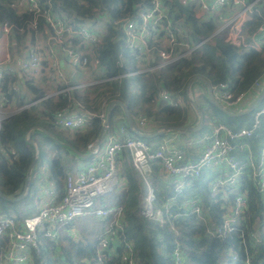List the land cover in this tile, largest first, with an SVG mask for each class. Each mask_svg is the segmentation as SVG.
<instances>
[{
  "label": "built area",
  "instance_id": "obj_1",
  "mask_svg": "<svg viewBox=\"0 0 264 264\" xmlns=\"http://www.w3.org/2000/svg\"><path fill=\"white\" fill-rule=\"evenodd\" d=\"M167 1L174 0H149L147 5L137 7L132 17L113 20L115 27L122 32L124 47L138 64L135 70L127 68L123 76L157 74L182 58H190L192 52L201 46L217 41L252 49L264 55V0H176L181 6L190 7L192 15L205 23V31L197 41L192 40L191 30L183 26L181 19L173 20L169 9L172 5ZM18 4L34 14L31 28H37L36 17L41 15L49 29L43 37L46 40L43 47L37 41L40 35H36L34 41H28L23 56L14 58L6 53L0 58V83L1 80L4 82L6 76L16 77L8 87L15 94L11 100H6L0 89V128L6 118L22 109L59 95L73 98V92L99 82L92 78L79 82L73 80L80 70L86 72L89 65L97 67L98 59L91 48L101 40L102 33L99 32L105 28L104 20H93L94 23L88 20L74 25L54 12L50 1L42 5L40 0H16L17 7ZM256 18L259 19L258 23L252 28L251 23ZM60 57L64 58L68 69L62 65ZM44 72L50 73L48 76L56 83V87L44 92L41 97L31 96L29 91H25L24 83L29 80L35 86L42 87L37 83L44 79ZM21 87L25 99L19 103ZM211 87L215 101L219 104L237 110L251 108L253 114L250 124L231 128L222 123H212L211 134L205 138V146L195 158H189L183 142L174 136L162 139L155 148H151L149 143L134 133V129L147 124V118L140 117L132 128L122 107L114 104L118 106V113L112 118V128L109 120L106 121V113L100 115L104 131L99 139L88 146L87 161L83 166L66 173L64 193L60 198L45 188L43 191L49 199L34 213L17 218L0 213V237L7 240L0 254V264H31L32 253L39 252L42 237L56 239L62 227L89 213L101 221L111 217L98 244V261L95 264H102L108 257L107 249L117 241L123 228V209L121 205H101L97 208L95 205L99 198L119 190L123 184L125 186L118 166V158L122 154L137 172L138 179L145 184L140 205L143 217L162 222L174 204V199L170 197L163 208L154 207V188L148 178L153 164H160L168 175L179 181L177 191L181 190L184 183L203 173L211 176L210 188L213 191L225 185L231 186L234 200L229 207L224 206L228 207V211L219 225L209 229L211 235L224 237L240 229L243 224L248 196L238 189L245 173L264 209V70L246 90L236 92L227 82ZM159 98L171 106L180 101L164 88L160 90ZM73 102V106L65 108L54 119L58 128L71 133L89 126L95 117L82 100L73 99ZM180 208L183 211L176 214L201 213L197 197L184 200ZM243 243L246 251L241 264H251L244 239ZM248 244L254 252L264 245V210L248 234ZM125 247L128 264H134L132 246L127 243ZM172 260L173 264H184V256L178 245L172 250ZM236 260L237 255L232 253L229 258L223 259L222 264L234 263Z\"/></svg>",
  "mask_w": 264,
  "mask_h": 264
},
{
  "label": "trees",
  "instance_id": "obj_2",
  "mask_svg": "<svg viewBox=\"0 0 264 264\" xmlns=\"http://www.w3.org/2000/svg\"><path fill=\"white\" fill-rule=\"evenodd\" d=\"M15 1L0 0V25L9 26V51L19 55L24 52L27 41H34L36 35L45 37L49 28L41 15L36 17L37 28H31L30 23L34 19V14L30 10L18 9ZM48 1L54 12L74 25L88 20L94 23L93 20L98 19L104 20L106 25L104 30L98 31L102 33L101 40L91 48L98 59L97 67L91 65L87 67L91 78L99 82L85 89L83 95L73 92V98L59 95L44 99L12 114L1 124L0 191L5 196L16 197L21 193L25 186L27 170L36 155L35 143L39 149L38 158L30 171V187L23 198L25 203L33 202L39 189L37 167L42 163V151L45 147H49L53 152L48 157L51 174L49 177L54 179L59 198L63 195L66 176L64 154L68 152L73 156L75 154L61 142L69 143L78 152L85 154L88 146L102 133L103 122L100 115H105L106 107L111 101L123 102L132 118L146 117L147 122L155 127L182 126L186 123L187 108L171 106L160 100L159 93L162 88L171 95H181L186 100L185 87L188 80L200 75L211 86L227 82L234 91L239 92L248 89L264 70V55L252 49L217 41L201 46L192 52L190 58H182L161 69L157 74L123 76L127 65L129 67L134 65V61L130 62L134 59L124 47L122 32L115 27L113 20L132 17L136 8L147 5L149 0H40L42 5ZM167 2L172 5L169 9L173 14V20L181 19L184 22L183 26L186 25L191 30L193 41L200 39L199 35L206 28L205 23L192 15L190 7H183L176 0ZM258 20V18L253 20L252 28ZM15 80V76H6L3 83L1 80L0 89L6 100H11L15 96L8 88ZM195 86L200 89L198 96L203 101L202 104H198L202 115L205 116L207 108L211 107L214 110L212 123H224L231 128L242 125L246 114L240 117L226 114L209 100L203 82L194 79L191 87ZM24 89L34 97L44 95V91L30 81L24 83ZM73 99L82 100L95 117L89 126L71 133L58 128L54 124V119L65 108L74 105ZM22 102L23 97L19 100V103ZM117 113L118 106H114L109 115L111 128L112 118ZM37 127L50 132L55 138ZM39 133L43 136L42 141L37 137ZM122 157L123 169L120 175L126 180V186L99 198L95 205V208L101 205L110 207L121 205L123 209L121 217L123 228L117 241L107 249L108 257L102 264H128L125 247L127 243L132 246L134 264H173L172 250L176 245L183 253L184 264H222L223 259L229 258L232 253L237 255V260L227 264H241L246 251L243 239L250 253L251 264H264V245H260L254 252L248 244V234L264 209L247 173L242 176V184L238 189L248 196V209L244 213L243 224L240 225V229L224 237H218L211 235L209 229L219 225L234 200L235 195L231 191V186L225 185L218 191H213L210 188L211 176L203 173L184 183L181 190L177 191L179 181L157 164L148 176L155 193L153 205L155 208H163L168 198L174 199L168 215L159 222L140 214L139 201L143 198L145 189L139 186L144 182L138 179L137 172L124 158L125 154H122ZM190 197H197L200 201V215L176 214L183 211L180 204ZM16 203L0 198V213L10 215V207ZM110 220L111 217H108L101 221L92 213L77 217L72 223L60 229L56 239L41 238L39 252L32 253L31 264H95L98 261L99 240ZM72 231L74 233H71ZM6 243V238L0 237V254Z\"/></svg>",
  "mask_w": 264,
  "mask_h": 264
},
{
  "label": "crops",
  "instance_id": "obj_3",
  "mask_svg": "<svg viewBox=\"0 0 264 264\" xmlns=\"http://www.w3.org/2000/svg\"><path fill=\"white\" fill-rule=\"evenodd\" d=\"M101 30H104V28H102ZM7 33H9V29L7 28V25H0V58H2L6 53H9L12 57H18V56H23L24 55V52H22L21 54H16V53H11L9 51V48H8V35ZM28 41L26 42V45H27ZM26 48V47H25ZM24 51V50H23ZM60 60L62 61V65L68 69V66L65 64L64 62V58L63 57H60ZM133 62L134 61V67L131 66L129 67L127 65L126 69L128 68V70H135L138 66L137 62L135 60H130V62ZM196 76V75H195ZM87 77H86V73L85 72H82L80 70V72L78 73L77 77L74 78V82H79L81 80H85ZM191 79V78H190ZM189 79V80H190ZM188 80V82H189ZM194 80V79H193ZM188 82L186 84V87H185V97H186V100L184 99L183 96L181 95H178L176 96L180 101L177 105L181 106V107H186L187 108V115H186V123L182 126H197V122H198V119H199V116H198V112L196 111L195 109V106L198 108L199 110V107H198V104H202L203 101L202 99L198 96L199 95V91L200 89L198 88V86H195V87H191V84H192V81L190 83V85H188ZM40 85H43V79L41 80V83ZM46 85V84H45ZM36 86L40 89H42L44 92H46L47 90L45 89L46 86ZM206 86V85H205ZM87 89V88H86ZM86 90H77L75 91L77 94L79 95H83V93L85 92ZM206 92H207V88H206ZM262 92H264V88L262 90ZM31 96H33V94H31ZM214 97V96H213ZM160 99V98H159ZM161 100V99H160ZM191 100L194 102V104L191 103ZM114 101V100H113ZM214 101H215V98H214ZM112 102V101H111ZM110 102V103H111ZM166 102V101H164ZM216 102V101H215ZM109 103V104H110ZM167 103V102H166ZM189 103V104H188ZM218 105V107L223 110L226 114L230 115V116H235V117H240V115H244L246 114L247 117L241 122L242 125H249L250 122H251V119H252V114H253V111L252 109L249 107H246V108H239L238 110L237 109H234L232 107H226L222 104H219L218 102H216ZM108 104V105H109ZM168 104V103H167ZM107 105V107H108ZM175 105V106H177ZM189 105V106H188ZM216 105V104H215ZM107 107H106V114H107ZM200 111V110H199ZM201 112V111H200ZM203 118L201 120V125L200 127H198L196 130L194 131H188V130H184V133H181L179 130H175V129H169V130H164L162 132V134L160 135H154V136H150V137H147L149 138V144L151 145V148H155L156 145L162 140V139H165V138H168V137H175L177 138L178 140L182 141L183 142V146L185 147V149L189 152V158H195L198 153L201 151V149L205 146L206 144V137L209 136L211 134V130H212V118H214V110L210 107V108H207V112L204 115H202ZM211 119V120H210ZM243 119V118H242ZM132 120L134 122H136L137 119H134L132 118ZM204 123L206 124V130L201 132L200 129L202 128V126L204 125ZM224 124V123H222ZM226 125V124H224ZM240 125V126H242ZM164 127H180V126H163V127H155L154 125L150 124L149 122H147V124L143 127H138V131L141 132V133H153L154 131H157V130H160V129H163ZM183 131V130H182ZM192 132L191 134L189 133H185V132ZM102 134V133H101ZM100 134V136H101ZM53 135V134H52ZM54 136V135H53ZM55 137V136H54ZM99 138V137H98ZM97 138V139H98ZM142 138V137H141ZM188 143H190V145H188ZM61 144H63L64 147H67L65 146L64 144H69V143H66V142H61ZM68 148V147H67ZM71 150V149H70ZM76 150V149H75ZM45 155H46V158L48 160V157L53 154L52 150L49 148V147H46L45 148ZM71 152L73 154H75L72 150ZM80 153V152H79ZM87 153H88V149H87V152L85 154L83 153H80L84 156H79V155H76L73 156L70 152H68L67 154H64V157L66 159V169H65V174L72 170L73 168H81L83 166V164L87 161ZM122 156H120L118 158V166H119V169L121 168V165H122V169H123V160H122ZM126 160V156L124 157ZM157 165H155L156 167ZM36 177L40 178V172H37V175ZM41 183V182H40ZM41 186V185H40ZM126 186V185H125ZM124 184L123 186L120 188H124L125 187ZM43 188V187H42ZM46 189H49L48 187H45ZM43 188V190L45 189ZM50 190V189H49ZM54 192V191H53ZM27 193V192H26ZM56 194H58L59 196V193L58 191L56 190L55 191ZM26 195V194H25ZM143 195H144V192H143ZM18 196V195H17ZM49 198H41L40 195H36L35 196V199L33 202H30V203H25L24 200L22 199L21 201H18L17 204L19 206L18 208V216H24V215H30L32 213H34L35 211L38 210L39 207H41L42 205H44L45 203H47V200ZM36 204V205H35ZM139 205L140 204V201H139ZM32 212V213H29L27 214V212Z\"/></svg>",
  "mask_w": 264,
  "mask_h": 264
},
{
  "label": "water",
  "instance_id": "obj_4",
  "mask_svg": "<svg viewBox=\"0 0 264 264\" xmlns=\"http://www.w3.org/2000/svg\"><path fill=\"white\" fill-rule=\"evenodd\" d=\"M193 79H198V80H200L201 82H203V83L206 85V88H207V96H208L209 100H210L212 103L218 105V104L214 101L213 92H212V87H211L210 83H209L205 78H203L202 76H200V75H196V76H193V77L189 80L188 85H190V83H191V81H192ZM191 103L194 104V102H193L192 100H191ZM114 104H119V105L122 107V109L124 110V113H125V115H126V117H127V119H128L129 125L133 128V127L135 126L134 121L132 120V117L130 116V114H129V112H128L126 106H125V104H124L123 102L119 101V100H114V101H112V102L108 105V107H107V114H106V121L109 120V115H110V112H111V110H112ZM195 109H196V111L198 112V116H199V119H198V122H197V126L164 127L163 129H160V130L154 131L153 133H141V132H139L137 129H134V133H135L136 135L140 136V137H150V136H154V135H160V134H162V132H163L164 130H169V129H175V130H179V131H182V130H183V131H184V130L194 131V130H196L198 127H200V125H201V120H202V113L198 110V108H197L196 106H195ZM37 128H38L40 131H42L43 133H45V134H47V135H49V136L55 138L50 132H48V131H46V130L40 128V127H37ZM103 131H104V128H103L102 132H103ZM99 137H100V136H99ZM98 139H99V138H98ZM28 141H30V140L28 139ZM35 145H36V155H35L34 159L32 160V162H31V164H30V166H29V168H28V170H27V173H26V182H25V186H24L23 190H22L21 193H20L18 196H16V197H8V196H5V195L0 191V198H2V199H4V200H7V201H10V202H18V201H21V200L24 198L26 192L28 191V189H29V187H30V171H31L32 167L34 166V164H35V162H36V160H37V158H38L39 149H38V146H37L36 143H35ZM64 145L67 146L69 149H71L76 155L84 156V155L80 154L77 150H75L70 144H64ZM87 155H88V153H87ZM152 167L155 168V164H153Z\"/></svg>",
  "mask_w": 264,
  "mask_h": 264
},
{
  "label": "rangeland",
  "instance_id": "obj_5",
  "mask_svg": "<svg viewBox=\"0 0 264 264\" xmlns=\"http://www.w3.org/2000/svg\"><path fill=\"white\" fill-rule=\"evenodd\" d=\"M18 9H20V10L24 9L25 10V8H23L22 4H18ZM7 35H8V33H7ZM38 37H39V39L37 41L39 42V45L41 47H43L46 40H44V38L42 36H38ZM85 73H86V77L87 78H91L92 77L90 75V71L88 69L86 70ZM48 74H50V73L49 72H44L43 73L44 76L42 78H44V79H43V85H41V86H44L46 84L45 85L46 86L45 89L47 91L48 90L51 91V90H53L56 87V83H54V81L52 80V78L50 76H48ZM40 83H41V80H39V82L37 84H40ZM21 89H22V91L20 92L21 95H20L19 100L22 99V97L24 96V89L22 87H21ZM24 99H25V97H23V101H24ZM12 105H14V104H10V106H12ZM205 130H206V124L204 123V125L202 126L200 131L203 132ZM37 137H38V139H41V141L43 140V136H42L41 133H39L37 135ZM142 139L145 142L149 143V138L142 137ZM44 154H45L44 151H42V159L43 160H42V163L37 167V172H40V178H39L40 180L39 181L41 182L40 183L41 186H39V189H38L36 195L37 196L40 195L41 198H48V194L43 191V188L48 187L50 190L55 192L57 187H56V184L54 183L53 177H49L51 175L49 173V170H50L49 162H48V160H47V158L45 157ZM121 171H122V165H121V168H120V173H121ZM122 179H123V181L125 182V185H126V180L124 178H122ZM139 187L140 188H144V189L146 188L144 183H142V182H141ZM143 192H144V190H143ZM142 202H143V198H140V204ZM15 208H17L16 211H15ZM18 208H19V206L16 203L15 206L10 207V210H9L10 213L9 214L12 215L14 218H17L18 217ZM29 213H32V212L28 211L27 214H29Z\"/></svg>",
  "mask_w": 264,
  "mask_h": 264
}]
</instances>
